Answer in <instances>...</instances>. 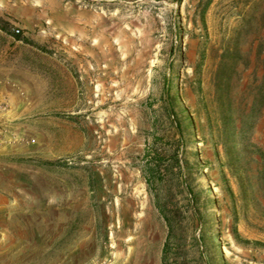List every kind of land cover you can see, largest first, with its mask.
<instances>
[{
    "label": "rangeland",
    "instance_id": "rangeland-1",
    "mask_svg": "<svg viewBox=\"0 0 264 264\" xmlns=\"http://www.w3.org/2000/svg\"><path fill=\"white\" fill-rule=\"evenodd\" d=\"M263 71L264 0H0V264H264Z\"/></svg>",
    "mask_w": 264,
    "mask_h": 264
},
{
    "label": "trees",
    "instance_id": "trees-1",
    "mask_svg": "<svg viewBox=\"0 0 264 264\" xmlns=\"http://www.w3.org/2000/svg\"><path fill=\"white\" fill-rule=\"evenodd\" d=\"M262 81V84H264V71H263V75H262V79H261ZM145 181L149 184V179L146 177L145 178Z\"/></svg>",
    "mask_w": 264,
    "mask_h": 264
}]
</instances>
